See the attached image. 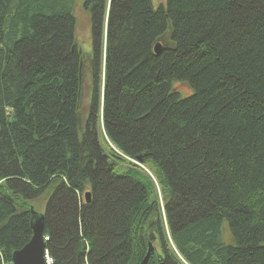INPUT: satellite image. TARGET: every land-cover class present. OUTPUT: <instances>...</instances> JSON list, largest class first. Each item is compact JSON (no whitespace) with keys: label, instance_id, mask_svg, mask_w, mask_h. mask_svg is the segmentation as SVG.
Masks as SVG:
<instances>
[{"label":"trees","instance_id":"trees-1","mask_svg":"<svg viewBox=\"0 0 264 264\" xmlns=\"http://www.w3.org/2000/svg\"><path fill=\"white\" fill-rule=\"evenodd\" d=\"M76 3L0 0V264H264V0Z\"/></svg>","mask_w":264,"mask_h":264},{"label":"water","instance_id":"water-1","mask_svg":"<svg viewBox=\"0 0 264 264\" xmlns=\"http://www.w3.org/2000/svg\"><path fill=\"white\" fill-rule=\"evenodd\" d=\"M159 40L158 44L155 46V54L159 55L163 49L164 45ZM164 43V40H163ZM79 52L83 53V46L79 49ZM90 51H87V54ZM86 202L89 203L91 200V193L87 192L85 194ZM31 229L32 237L30 241L25 244L21 249L15 250L12 254L13 264H49L47 257L49 256L48 250L46 249V237L44 235L45 227V214L36 211L33 208ZM154 247L152 243L149 244V250L146 257L143 259L141 264H148L151 253H153Z\"/></svg>","mask_w":264,"mask_h":264},{"label":"rangeland","instance_id":"rangeland-1","mask_svg":"<svg viewBox=\"0 0 264 264\" xmlns=\"http://www.w3.org/2000/svg\"><path fill=\"white\" fill-rule=\"evenodd\" d=\"M155 7L157 6H163L166 5V0H152ZM75 16L77 18V28H76V37L78 39V43L82 44L83 49L86 51H90L92 49V31H91V21H90V15L88 12L85 11L82 0H77V3L75 4ZM90 87H91V79L89 73H87V76L83 79V90H82V99H81V105L86 110L88 108L89 102H90ZM183 91L186 93L189 92V89L186 86H182ZM160 195V194H159ZM42 213L44 211V208L41 209ZM224 240L229 241L230 236L227 231V229L224 230Z\"/></svg>","mask_w":264,"mask_h":264},{"label":"flooded vegetation","instance_id":"flooded-vegetation-1","mask_svg":"<svg viewBox=\"0 0 264 264\" xmlns=\"http://www.w3.org/2000/svg\"><path fill=\"white\" fill-rule=\"evenodd\" d=\"M155 239H156V238L153 236V237L151 238V243H152V241L155 240ZM154 255H155V250H153V253H151V256H150V259H149L148 264H150V263H153V264H165V262H163V260H161L160 257L156 258ZM155 258H156V259H155Z\"/></svg>","mask_w":264,"mask_h":264},{"label":"built area","instance_id":"built-area-1","mask_svg":"<svg viewBox=\"0 0 264 264\" xmlns=\"http://www.w3.org/2000/svg\"><path fill=\"white\" fill-rule=\"evenodd\" d=\"M47 260H48V263H49V264L52 263V260H51L49 257H47Z\"/></svg>","mask_w":264,"mask_h":264}]
</instances>
